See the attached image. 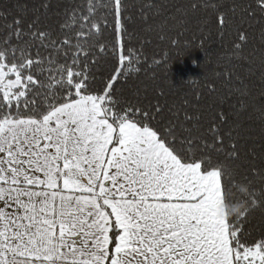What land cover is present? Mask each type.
Returning <instances> with one entry per match:
<instances>
[{"label":"snow or ice","instance_id":"1","mask_svg":"<svg viewBox=\"0 0 264 264\" xmlns=\"http://www.w3.org/2000/svg\"><path fill=\"white\" fill-rule=\"evenodd\" d=\"M15 7L0 11V264H264V230L253 237L244 226L264 210V153L215 124L209 143L178 110L165 122L159 102L117 97L139 72L128 0H80L58 29L41 20L50 0L31 19ZM153 7L141 4L142 19ZM187 7L214 9L221 34L239 9L264 41V0ZM236 31L239 50L248 34ZM102 56L113 65L97 83ZM242 152L259 190L235 179Z\"/></svg>","mask_w":264,"mask_h":264},{"label":"trees","instance_id":"2","mask_svg":"<svg viewBox=\"0 0 264 264\" xmlns=\"http://www.w3.org/2000/svg\"><path fill=\"white\" fill-rule=\"evenodd\" d=\"M50 2L51 7L41 20L58 29L64 20L65 9L80 0ZM200 2L216 3L217 0ZM218 2L225 4L231 0ZM17 3L28 7L26 18L31 19L32 8L40 0H0V11L11 9L16 14L22 10L15 7ZM128 3L131 20L127 26L132 34L128 46L139 56V63H134L139 72L119 82L117 97L139 101L142 105L159 102L164 108L162 119L165 122L171 118L170 109L178 110L180 122L190 128L193 135L203 134L210 143L212 137L208 130L215 124L221 133L231 130L245 149L255 150L257 157L264 153V140L260 139L264 135V123L261 121L264 116V70L261 69L264 41L260 39L259 28L249 27L246 19L242 21L243 14L239 9L235 14L228 13L221 34L217 12L210 7L192 11L187 7L190 0H128ZM142 3L156 5L145 9L147 20L140 15ZM177 7L181 10L177 11ZM241 24L247 30L248 41L238 50L234 44L239 42L236 29ZM57 60L63 63L64 57L61 55ZM112 65L110 56H102L93 65L97 83L107 77ZM185 112L192 117L191 120L184 121ZM221 113L223 121L219 118ZM177 131L180 132L179 129ZM255 163L261 166L259 158ZM232 167L238 183L247 184L244 179L247 176L254 181L253 187L260 189V182L250 171L251 156L245 157L242 152L241 159ZM236 195L240 198L245 196L239 191ZM244 226L253 237L258 236L264 230V210H254Z\"/></svg>","mask_w":264,"mask_h":264},{"label":"clouds","instance_id":"3","mask_svg":"<svg viewBox=\"0 0 264 264\" xmlns=\"http://www.w3.org/2000/svg\"><path fill=\"white\" fill-rule=\"evenodd\" d=\"M229 211H230V214H238L240 209L238 207L237 208H231Z\"/></svg>","mask_w":264,"mask_h":264}]
</instances>
